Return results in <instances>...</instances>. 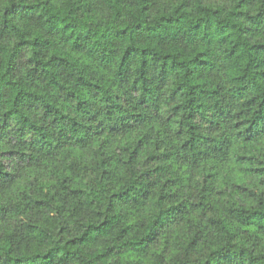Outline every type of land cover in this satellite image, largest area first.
<instances>
[{"label": "trees", "instance_id": "16d2710c", "mask_svg": "<svg viewBox=\"0 0 264 264\" xmlns=\"http://www.w3.org/2000/svg\"><path fill=\"white\" fill-rule=\"evenodd\" d=\"M0 264H264V0H0Z\"/></svg>", "mask_w": 264, "mask_h": 264}]
</instances>
